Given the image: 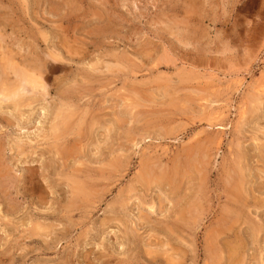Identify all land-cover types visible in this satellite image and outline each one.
<instances>
[{
  "label": "rangeland",
  "instance_id": "obj_1",
  "mask_svg": "<svg viewBox=\"0 0 264 264\" xmlns=\"http://www.w3.org/2000/svg\"><path fill=\"white\" fill-rule=\"evenodd\" d=\"M0 62V264H264V0H0Z\"/></svg>",
  "mask_w": 264,
  "mask_h": 264
},
{
  "label": "bare ground",
  "instance_id": "obj_2",
  "mask_svg": "<svg viewBox=\"0 0 264 264\" xmlns=\"http://www.w3.org/2000/svg\"><path fill=\"white\" fill-rule=\"evenodd\" d=\"M54 59H56L54 56H53ZM7 61V60H6ZM1 63V62H0ZM8 65L10 66H7L6 70H9L8 71H11L14 73V76H15V79L18 81L15 85V87H12L11 89L10 88H7L5 86H2L3 84V81L0 82V115L3 116V113L1 110H3V108L5 107V105L8 103V102H12L13 104V107L14 109L17 111L20 112V114L22 116H24V113L23 112V106L25 105V98L26 96L32 91V92H35V93H39V91L41 89H38L37 87L39 86L40 88H42V91L45 92L46 91V86L45 84L43 83L42 81V76H41V72L42 70H40V65L37 64V66L34 68V72H28V70L25 69V67L23 66H19L17 64H15V62H7ZM25 63V62H24ZM45 63V62H44ZM5 63L2 62V66L0 64L1 67V70L0 72L2 71L3 73L6 72L5 71V68H4V65ZM42 65V64H41ZM11 68V70H10ZM43 73V72H42ZM7 74H10L7 73ZM1 80H3V78L5 76L2 77V75L0 76ZM28 83L29 84H33L34 86H32L33 88H29L28 87ZM4 85V84H3ZM47 94V93H46ZM33 96V95H32ZM39 97V96H38ZM40 99V98H39ZM45 100V99H44ZM38 103V102H37ZM27 105V104H26ZM18 112V113H19ZM244 112V111H243ZM10 113V112H9ZM13 113V112H12ZM17 113V114H18ZM33 113V112H32ZM14 114V113H13ZM42 116V115H41ZM21 118V116H20ZM39 118H41L39 116ZM38 118V119H39ZM56 118V117H55ZM2 120H8V117H4L2 118ZM9 121V120H8ZM40 121V119L38 120ZM12 124V123H11ZM39 124V123H38ZM41 124V123H40ZM17 126V125H16ZM22 126V125H21ZM40 128V126H37ZM38 128V129H39ZM21 129L23 130V128L21 127ZM110 130V129H109ZM25 131V130H24ZM33 131V130H32ZM26 132V131H25ZM37 132V131H36ZM40 135V134H39ZM40 138V137H39ZM18 144V143H17ZM21 147V146H20ZM197 163V162H196ZM150 168V167H149ZM73 187V186H72ZM86 188V187H85ZM83 190L84 188L81 187V186H78L77 187V190ZM78 190V191H79ZM74 191V190H73ZM75 192V191H74ZM89 193V192H88ZM80 196V195H79ZM200 199V198H199ZM196 203V202H195ZM153 208V207H152ZM154 210V209H153ZM195 210V209H194ZM12 211V210H11ZM1 213V212H0ZM3 213V212H2ZM35 222V221H34ZM6 226V225H5ZM30 227V226H29ZM260 227H258V229H256V233L257 231H259ZM54 231V230H53ZM25 233V232H24ZM64 234V232H63ZM33 235V233H32ZM36 235V234H35ZM58 235V234H57ZM47 236V235H46ZM35 238V237H34ZM133 239V238H132ZM33 240V239H32ZM36 240V239H35ZM45 240V239H44ZM50 240V239H49ZM48 240V241H49ZM47 243V242H46ZM48 244V243H47ZM50 245V244H49ZM48 246V245H47ZM242 247H238V248H232L233 249V253L231 255L232 258H230V264H237L242 258H241V249ZM231 249V250H232ZM245 249V248H244ZM165 252V251H164ZM243 252V251H242ZM4 254V253H3ZM243 254V253H242ZM2 256V255H0ZM3 257V256H2ZM239 258V259H238ZM12 259V258H11ZM14 259V258H13ZM3 260V259H2ZM6 260V259H5ZM262 261V260H261ZM2 264V263H1Z\"/></svg>",
  "mask_w": 264,
  "mask_h": 264
}]
</instances>
